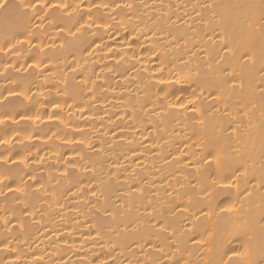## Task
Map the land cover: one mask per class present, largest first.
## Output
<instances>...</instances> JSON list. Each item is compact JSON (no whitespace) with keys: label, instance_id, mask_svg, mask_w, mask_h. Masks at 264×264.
Wrapping results in <instances>:
<instances>
[{"label":"bare ground","instance_id":"1","mask_svg":"<svg viewBox=\"0 0 264 264\" xmlns=\"http://www.w3.org/2000/svg\"><path fill=\"white\" fill-rule=\"evenodd\" d=\"M0 102V264H264V0H0Z\"/></svg>","mask_w":264,"mask_h":264},{"label":"rangeland","instance_id":"2","mask_svg":"<svg viewBox=\"0 0 264 264\" xmlns=\"http://www.w3.org/2000/svg\"><path fill=\"white\" fill-rule=\"evenodd\" d=\"M43 2H44V1H43ZM0 103H1V102H0ZM3 105H4V104H3ZM11 148H12V147H11ZM16 153H18V152H16ZM16 153H15V155H17Z\"/></svg>","mask_w":264,"mask_h":264}]
</instances>
